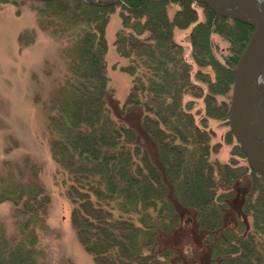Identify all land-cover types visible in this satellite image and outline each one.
<instances>
[{"label": "trees", "instance_id": "trees-1", "mask_svg": "<svg viewBox=\"0 0 264 264\" xmlns=\"http://www.w3.org/2000/svg\"><path fill=\"white\" fill-rule=\"evenodd\" d=\"M171 1L181 7L169 18L166 8ZM42 3L39 10L45 15L39 23L46 26L51 24L48 18H54L59 31L72 35L66 48L69 77L54 93L47 127L51 155L69 175L71 222L96 264H184L176 246L163 242V237L180 227L186 211H193L186 221L193 220L194 228L206 236V264H264V177L229 163L211 164L207 131L194 122L187 106H181L182 91L192 87L191 64L172 39V28L195 21L189 0ZM116 6L123 27L130 30H120L115 43L123 55L135 56L124 70L137 73L140 68V73L113 116L107 104L103 28ZM207 15L190 32L193 58L217 73L222 69L210 86L227 91L249 25ZM145 31L148 35L141 39ZM212 32L235 41L227 65L212 53ZM208 97L206 115L226 117V105L211 104ZM133 108L142 110L136 128L126 118ZM138 128L155 144V156L140 142ZM240 172L251 184L244 190V203L245 211L252 212L253 225L244 231V221L237 219L231 226L225 218L231 195L243 181ZM22 184L0 189V201L22 200L27 211L47 201L35 181ZM219 184L226 192L218 193ZM9 249L8 254L0 252V264H34L32 248L18 242Z\"/></svg>", "mask_w": 264, "mask_h": 264}, {"label": "rangeland", "instance_id": "rangeland-1", "mask_svg": "<svg viewBox=\"0 0 264 264\" xmlns=\"http://www.w3.org/2000/svg\"><path fill=\"white\" fill-rule=\"evenodd\" d=\"M43 1L45 0H0V189L13 187L18 182L25 184L35 181V188L39 186L40 193L47 197V201L44 200L31 211L22 206V200L0 201V252L8 254L9 247L21 242L26 248H32L34 264H96L79 241L71 222L73 203L67 194L69 175L50 152L47 124L52 112L51 100L55 91L69 77L66 48L72 43V35L69 30L59 31V24L52 21L54 18H48L51 19L49 25L39 23L40 18L45 15L39 10L43 7ZM189 3L194 10L195 21L185 27L172 28V39L181 46L183 58L191 64L189 79L192 87L182 91L181 106H187L194 122L207 131L210 147L208 160L211 164L229 163L253 170L229 129L228 106L232 80L227 91L214 90L221 88L210 85L216 81V75L222 73V69H218L217 73L211 65H199L193 58L190 41L193 26L207 19L208 12L215 17H224L228 22L239 20L247 23L248 35L251 25L237 18L217 14L205 2L189 0ZM180 7L178 1L169 2L166 8L168 17L172 18ZM225 8L233 9L234 5L229 4ZM120 12V7L116 6L109 13L103 28L106 43L103 56L109 89L107 104L111 107L113 116H117L118 110L122 109L134 76L140 73V68L136 69L137 73L124 70L125 66L133 64L135 56L131 53L123 55L115 43L120 30H130L123 27ZM147 35L148 32L145 31L139 37L144 39ZM235 45V41L232 42L218 32L210 35L212 53L222 64L227 65L231 61ZM263 93L264 90L258 97L260 104H264ZM206 95H209L211 104L226 105V117L206 115ZM126 115L127 120L136 128L142 110L133 108ZM136 132L140 142L155 156V144L141 129H136ZM241 174L240 172L239 180L243 181L231 195L225 218L231 226L237 224V219L244 221L241 230L244 231L252 229L253 215L250 210L245 211L247 208L244 203V190L251 189V184L248 177ZM214 175L217 176L216 171ZM219 186L218 193L226 192V186ZM192 216L193 211L184 212L180 227L165 235L163 242L176 246L184 264H206V236L194 228L193 220L186 221Z\"/></svg>", "mask_w": 264, "mask_h": 264}, {"label": "water", "instance_id": "water-1", "mask_svg": "<svg viewBox=\"0 0 264 264\" xmlns=\"http://www.w3.org/2000/svg\"><path fill=\"white\" fill-rule=\"evenodd\" d=\"M198 1L208 4L217 14L251 25L233 68L228 124L250 168L264 177V104L258 102L264 90V84L258 87L264 66V4L262 0ZM229 4L234 8L226 10L224 6Z\"/></svg>", "mask_w": 264, "mask_h": 264}, {"label": "bare ground", "instance_id": "bare-ground-1", "mask_svg": "<svg viewBox=\"0 0 264 264\" xmlns=\"http://www.w3.org/2000/svg\"><path fill=\"white\" fill-rule=\"evenodd\" d=\"M263 4H264V0H262ZM224 6V5H223ZM225 7V6H224ZM258 87H261L263 84H264V66H263V69L261 71V74H260V78H259V82H258Z\"/></svg>", "mask_w": 264, "mask_h": 264}]
</instances>
